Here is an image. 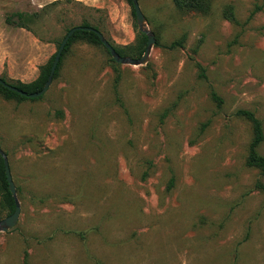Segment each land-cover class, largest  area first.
<instances>
[{"label": "rangeland", "instance_id": "374dc122", "mask_svg": "<svg viewBox=\"0 0 264 264\" xmlns=\"http://www.w3.org/2000/svg\"><path fill=\"white\" fill-rule=\"evenodd\" d=\"M87 1L0 0V77L36 80L84 22L140 59L127 2ZM184 1L201 9L139 0L156 39L145 64L77 41L41 99L0 96L21 206L0 264H264V176L236 115L254 112L264 130V0ZM16 12L31 31L7 22Z\"/></svg>", "mask_w": 264, "mask_h": 264}, {"label": "trees", "instance_id": "16d2710c", "mask_svg": "<svg viewBox=\"0 0 264 264\" xmlns=\"http://www.w3.org/2000/svg\"><path fill=\"white\" fill-rule=\"evenodd\" d=\"M124 1H126L127 4L132 8V14L136 20V14H135V8H134L133 0H124ZM175 1H176V4L181 8L199 7V9H201V7L198 6L196 3L185 2L184 0H175ZM59 2H62V1H57V2H54L50 5H54V4L59 3ZM27 17H29V15L26 13L16 12L11 17H9L7 19V22L9 24L16 25L19 28L28 29L29 31H31L26 25L27 20H29ZM14 18H16V19L14 20ZM81 26L92 27V28H95L96 30H99L97 27L91 26L88 22H84ZM75 27H77V26H75ZM73 28L74 27H72L71 29H68L67 34ZM66 35L64 36V38L66 37ZM64 38L62 39V41H59V42L57 41L58 50H59ZM77 41H85L89 44L105 47L102 44L99 36L96 33L86 32V31H77L70 38L69 42L66 45V48L63 52L61 61L59 63L57 71L55 73V77H57L59 75L60 67L63 64V60H64V57L66 56L67 52L70 50L71 46ZM183 41H184V39H182L180 41H176V42L172 43L169 46V48L170 49H175L178 47L182 48L183 47ZM147 42H148L147 35L139 31V33H138V49H139L138 54L140 56H142L144 54V52L147 48ZM114 48L120 56L125 57V55H124L125 53L123 52L124 51L123 49H126L128 47L122 48V49L121 48L117 49L116 47H114ZM107 52L111 56V54L109 53L108 50H107ZM55 56H56V53L48 60V62L45 65H43L41 67L40 73H39V76L37 77V79L30 82V83H24V82L19 81L16 84H10L6 81V79H4V78H2V79L5 82H7L8 84H10L11 86H14L18 90L24 91L28 94L38 93V92L43 90V88H44V86H45V84L49 78L51 68H52V65H53L54 60H55ZM112 62H115L113 57H112ZM199 69L201 71V77L205 78L206 75H205L204 68H202L200 66ZM0 96L3 97L5 100H8V101L9 100H15V101L21 102V101L29 99V98L23 97L18 92L12 91V90L4 87L2 84H0ZM42 97H39L36 99H41ZM36 99H29V100H36ZM212 99L214 101H216L219 105L223 104V99L220 98L215 92H212ZM236 115L246 119L253 126V141L250 145L249 155L247 158V165L249 167L256 168V169L260 170L262 176H264V157L258 153V147L264 142V130H263L262 122L259 118H257V116L255 115L254 112L249 111V110H239ZM259 188L264 191V185H261ZM0 197H1L0 198V221H1L3 219L7 218L8 216L12 215L15 211V208H16V200L10 191L9 182H8L7 176H6L5 161L1 155H0ZM3 214L6 215L4 218L2 216ZM27 256L28 255H26V257ZM25 261H27V260H25Z\"/></svg>", "mask_w": 264, "mask_h": 264}, {"label": "water", "instance_id": "95a60500", "mask_svg": "<svg viewBox=\"0 0 264 264\" xmlns=\"http://www.w3.org/2000/svg\"><path fill=\"white\" fill-rule=\"evenodd\" d=\"M133 3H134V8H135L136 21L140 27V32L146 34L148 37L147 48H146L143 56L140 59H130L128 57L120 56L117 53V51L115 50V48L112 46V44L105 38V36L99 30H96L95 28H92V27L77 26V27H74L72 30H70V32L64 38L59 50L57 51L54 63H53L52 68H51L49 78H48V80H47L42 91H40L38 93H34V94H28L24 91L18 90L14 86H11L7 82H5L1 77H0V84H2L4 87H6L12 91L18 92L23 97H26L29 99H36V98L44 96L46 94V92L50 89V87L52 86V83H53V80L55 77V73H56L57 68L59 66V63L61 61V58H62V55H63V52L66 48L67 43L69 42L70 38L74 35V33H76L77 31H86V32L96 33L99 36L102 44L105 46V48L109 51V53L113 57L114 61L118 64H130V65L145 64L149 59L151 48L156 44V39H155L153 33L146 29V17L141 10L139 0H133ZM0 155L3 157V159L5 161L6 176H7L8 182H9L10 191L16 200V208H15L14 213L12 215L8 216L7 218L0 221V232L6 233V232L12 230L13 228H15L16 225L18 224L20 216H21V206L17 200V188H16V185L13 181V177L11 174V170H10V166H9L7 156L4 153V151H2L1 149H0Z\"/></svg>", "mask_w": 264, "mask_h": 264}, {"label": "crops", "instance_id": "0c3cea01", "mask_svg": "<svg viewBox=\"0 0 264 264\" xmlns=\"http://www.w3.org/2000/svg\"><path fill=\"white\" fill-rule=\"evenodd\" d=\"M51 4L54 3V2H57V1H64V0H51ZM81 1H86L87 3H89L90 1H87V0H81Z\"/></svg>", "mask_w": 264, "mask_h": 264}]
</instances>
